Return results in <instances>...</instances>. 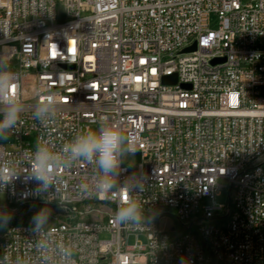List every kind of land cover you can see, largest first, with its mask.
Wrapping results in <instances>:
<instances>
[{
    "label": "built area",
    "instance_id": "built-area-1",
    "mask_svg": "<svg viewBox=\"0 0 264 264\" xmlns=\"http://www.w3.org/2000/svg\"><path fill=\"white\" fill-rule=\"evenodd\" d=\"M244 1L0 0V74L15 77L0 120L22 109L0 137V180L18 177L0 193L55 219L3 226L0 264H264V0ZM102 124L135 140L118 184L146 176L143 191L97 196L100 170L64 153ZM38 145L66 162L40 195L25 179ZM130 195L140 229L115 220Z\"/></svg>",
    "mask_w": 264,
    "mask_h": 264
},
{
    "label": "clouds",
    "instance_id": "clouds-1",
    "mask_svg": "<svg viewBox=\"0 0 264 264\" xmlns=\"http://www.w3.org/2000/svg\"><path fill=\"white\" fill-rule=\"evenodd\" d=\"M14 76H5L0 74V92H7L12 86ZM22 109L16 105H8L4 111L3 119L0 120V137H6V130L13 128ZM49 111L47 102L38 107L36 115L42 116ZM103 119H107L104 117ZM135 154V140L127 137L126 134L119 130L118 125L102 124L98 129H88L80 135L69 141L64 147V153H70L73 161H85L93 163L103 174L102 179H98L94 188L97 196L108 195L112 191H123L128 193L143 191V184L140 179H146L143 176L131 183L125 181L123 186L118 184L119 169L122 164V157L125 155ZM66 162L60 156L53 154L48 148L37 146L33 154V162L30 173L25 177L26 180L34 181L36 188L35 194L48 192L55 186L54 173ZM8 181L0 180V187L6 185L10 180L17 177L16 172H11ZM131 180V178H129ZM87 191V190H85ZM49 213L45 209H40L34 214L33 221L35 224L34 231H39L47 222ZM11 220V214L0 212V227L6 226ZM115 220L118 224L129 225L130 228L140 229L146 220L144 207L141 201L133 198L131 195L126 201L118 204L115 213ZM149 222V218L147 219ZM71 255V253H69Z\"/></svg>",
    "mask_w": 264,
    "mask_h": 264
},
{
    "label": "rangeland",
    "instance_id": "rangeland-1",
    "mask_svg": "<svg viewBox=\"0 0 264 264\" xmlns=\"http://www.w3.org/2000/svg\"><path fill=\"white\" fill-rule=\"evenodd\" d=\"M249 0L244 1V3H248ZM60 13H65L64 9L62 7H59ZM61 14V16L63 15ZM95 130V129H92ZM124 157V163L125 165L131 170H135L136 167L141 163L140 155H128L125 152ZM223 201V200H221ZM208 203V202H205ZM45 209L44 207L38 206V205H20V204H14V203H8L7 198L4 194L0 193V212H7L11 214V220L8 222V224L13 222H34L33 217L36 212H38L40 209ZM49 213L48 220L45 224H51L54 222V214L51 209H45ZM4 227H0V230H3ZM135 241L134 237H131L129 240V244H133Z\"/></svg>",
    "mask_w": 264,
    "mask_h": 264
},
{
    "label": "water",
    "instance_id": "water-1",
    "mask_svg": "<svg viewBox=\"0 0 264 264\" xmlns=\"http://www.w3.org/2000/svg\"><path fill=\"white\" fill-rule=\"evenodd\" d=\"M196 50V43L193 44V46L185 49L184 52H192ZM214 62H220V60H215ZM177 83V75L169 76V77H164L163 78V84L167 85H173ZM184 88H190V85H182Z\"/></svg>",
    "mask_w": 264,
    "mask_h": 264
},
{
    "label": "bare ground",
    "instance_id": "bare-ground-1",
    "mask_svg": "<svg viewBox=\"0 0 264 264\" xmlns=\"http://www.w3.org/2000/svg\"><path fill=\"white\" fill-rule=\"evenodd\" d=\"M200 230H208V223H200Z\"/></svg>",
    "mask_w": 264,
    "mask_h": 264
}]
</instances>
